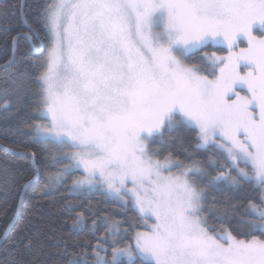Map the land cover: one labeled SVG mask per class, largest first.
<instances>
[{"label":"snow or ice","instance_id":"obj_1","mask_svg":"<svg viewBox=\"0 0 264 264\" xmlns=\"http://www.w3.org/2000/svg\"><path fill=\"white\" fill-rule=\"evenodd\" d=\"M25 7L23 0L0 5V40L12 46L0 65V107L20 103L32 78L28 69H38L42 107L15 129L35 148L28 149L32 181H39L41 167L42 191L67 185L82 171L69 193L117 197L137 210L146 228L124 244L129 234L120 221L100 215L88 227L77 212L71 230L87 229L91 239L75 251L65 242L59 255L68 259L55 264H122V257L129 264H264V0H44L31 18ZM17 14L23 27L12 35L9 21ZM22 41H39L47 56H18ZM238 41L247 46L236 51ZM210 45L228 52L201 57L213 72L219 67L212 79L177 56ZM177 127L195 133V149L222 150L224 162L207 165L215 175L190 154L187 164L171 154L154 157L150 143ZM64 148L73 151H52ZM0 181L10 183L7 166ZM244 187L255 195L246 205L226 201L222 212L213 205L222 226L210 230L204 215L209 195ZM79 207L67 201L63 210ZM234 218L231 229L223 227ZM22 239L4 231L0 264H47L45 245L26 260L34 241L21 246Z\"/></svg>","mask_w":264,"mask_h":264},{"label":"trees","instance_id":"obj_2","mask_svg":"<svg viewBox=\"0 0 264 264\" xmlns=\"http://www.w3.org/2000/svg\"><path fill=\"white\" fill-rule=\"evenodd\" d=\"M21 0H0V5L19 4ZM26 5L24 12L31 18L34 17L44 3V0H23ZM10 33L14 35L17 31H20L23 25L19 22V14H17L12 20L9 21ZM2 24V22H0ZM258 34V33H257ZM35 44V48L32 46ZM246 41H238V47L235 50H239L241 47H246ZM48 47L39 43V41H33L32 43L22 41L17 52L18 56H24L29 60L40 61L48 54ZM215 53L218 56H225L228 54L226 46L210 45L200 51L184 57L186 63L195 66L201 70V74L207 75L210 78H214L218 75L217 67L213 72L209 69L205 61L201 57L205 55H211ZM12 55V46L10 43L5 44L3 40H0V65H3L6 60ZM29 75L32 77L27 80V93L23 97L22 101L16 104L15 107L5 110L0 107V168L7 166L10 169V183L4 185L0 181V239H3L4 231L7 229L10 239L23 238V243L27 242L30 237L34 243L31 253H25V259L31 260L32 256L37 253L41 244L45 245L46 255L41 257L47 264H55L57 259L66 261L68 257L59 255L64 248V243L67 242L68 248L72 251L76 250V245L83 244L85 239H91L88 235L87 229L77 234L71 230L72 219L77 215V212H82L86 219L88 227H91L92 220L97 216L106 215L109 220H120L124 223L130 221L139 223L137 212L129 204L127 207L122 204L108 198L105 199L99 192L93 193H81L79 195H73L69 193L68 188L71 185L72 179L76 176L82 175L80 172L75 173L73 177L68 178L67 185H58L51 189H43L45 183V170L41 167L39 181H32V160L30 158V152L28 149L35 151L32 146L28 135L17 132L16 126L21 123L23 119L29 115H37V108L42 107L40 90L35 82V76H38L39 71L35 68H29ZM4 77L3 73H0V81ZM11 99V97L9 98ZM12 115L7 116V113ZM7 116V118H6ZM30 129L24 128L23 132L27 133ZM161 140L155 142V146H158L156 152L160 158L171 156L174 159H179L185 164L189 163L188 156L199 162L202 166L207 168L208 172L215 175L216 172L212 168H208L209 163L224 162V154L221 150H212L209 148L195 149L196 139L195 133L186 131L183 128L177 127L171 132H167ZM185 149L187 152H185ZM7 150V152L5 151ZM156 148L152 147L154 152ZM56 155H60L59 150L52 149ZM16 153V155H13ZM62 167V165L60 166ZM241 167H244L241 164ZM55 171V169H52ZM235 174V173H233ZM198 187L203 188L205 181L199 179L195 180ZM27 188L24 199L21 202V198L24 192V188ZM255 194L250 188L244 187L239 191L222 190L212 192L207 201V211L204 215L209 221L210 230H218L222 225L220 220L216 219L215 213L212 210L215 205L216 211H223L222 205L226 201L238 203L240 205H246L249 198ZM213 197L215 199H213ZM67 201L77 203L80 207L71 214L63 210V206ZM243 207L240 208V212L237 215L242 214ZM95 213V215H93ZM235 224V218L231 224H224L223 227L231 229ZM9 225H14V228H9ZM103 228L97 232V236L102 234ZM235 234V232H233ZM132 235H130L131 237ZM128 238V240L130 239ZM238 238H245L240 236ZM131 241V239H130ZM95 243V241H93ZM122 264H129L126 261H122Z\"/></svg>","mask_w":264,"mask_h":264},{"label":"rangeland","instance_id":"obj_3","mask_svg":"<svg viewBox=\"0 0 264 264\" xmlns=\"http://www.w3.org/2000/svg\"><path fill=\"white\" fill-rule=\"evenodd\" d=\"M236 51H238V50H236ZM177 56H178V58H180L184 63H186V61H185V56H180V54L179 53H177ZM218 56V55H217ZM225 56H227V55H225ZM186 64H188V63H186ZM222 66V65H221ZM240 71H241V74H243L245 71H247V69H245L243 66H241V68H240ZM218 74H219V69H218ZM209 79H212V78H210V77H208ZM236 91L240 94V95H247V91H246V89H241L240 87H237L236 88ZM232 99H235V96H232ZM156 141H158V139L157 140H155V141H152L151 143H150V145H149V147H150V150H151V152L154 154V157L156 158V159H158V160H160V161H163L164 159H165V157L164 158H160L158 155H157V153L156 152H158L157 151V149H158V146H155V142ZM159 143H161V141L159 142ZM152 147L153 148H156V150H154V152L152 151ZM207 148H209V149H212V150H221V149H218V148H215V147H212V146H209V147H207ZM71 151H73V149H70V148H64V149H62V150H59V154L60 155H62V154H64V153H69V152H71ZM222 151V150H221ZM172 157V156H171ZM172 159L173 160H176V159H174L173 157H172ZM177 170L175 169V168H172V172L173 173H175ZM82 175H83V172L81 171L80 172ZM82 175H79V176H82ZM79 176H76V177H79ZM75 177V178H76ZM195 180H197V177L196 178H194ZM129 187H131V184H129L128 185ZM88 193H93V192H88ZM110 199H112V200H114V201H116V202H118V203H120V204H122L121 202H120V200H119V198H117V197H109ZM125 199H127V197H125ZM131 205V204H130ZM132 208L137 212V210L132 206ZM116 221H120V220H116ZM122 224H123V226H124V228L125 229H127V231H128V234H129V237H130V235H134V232L135 231H143V230H146V228H145V226H144V224H143V221H142V219H140V222L139 223H136V222H133V221H130V222H128V223H124V222H122V221H120ZM130 225H131V227H130ZM128 237V238H129ZM130 239H131V237H130ZM130 239L128 240H125L124 241V244H127V243H133V241L131 240L130 241ZM124 244H122V245H120L121 247H123L124 246ZM109 251H111V250H109ZM101 255H104V253L102 252L101 253ZM121 260L122 261H126V262H128L127 261V258L126 257H122L121 258ZM129 263V262H128Z\"/></svg>","mask_w":264,"mask_h":264},{"label":"water","instance_id":"obj_4","mask_svg":"<svg viewBox=\"0 0 264 264\" xmlns=\"http://www.w3.org/2000/svg\"><path fill=\"white\" fill-rule=\"evenodd\" d=\"M28 187H29V185H27V186L24 188V192H23V195H22V198H21V202H20V204L22 203V201H23V199H24V194H25V192H26V190H27Z\"/></svg>","mask_w":264,"mask_h":264}]
</instances>
